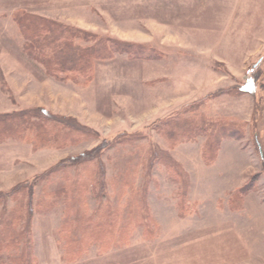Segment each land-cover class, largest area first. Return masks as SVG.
<instances>
[{
    "label": "rangeland",
    "instance_id": "rangeland-1",
    "mask_svg": "<svg viewBox=\"0 0 264 264\" xmlns=\"http://www.w3.org/2000/svg\"><path fill=\"white\" fill-rule=\"evenodd\" d=\"M27 16L40 19L17 21ZM38 22L157 58L118 52L88 82L57 80L25 49ZM30 112L85 132L42 127L39 142L22 124L2 139L0 216L14 189L36 198L49 174V189L61 179L73 196L76 160L103 184L79 213L72 200L24 201L37 264H264V0H0V118ZM69 221L83 237L72 259L59 233Z\"/></svg>",
    "mask_w": 264,
    "mask_h": 264
},
{
    "label": "trees",
    "instance_id": "trees-1",
    "mask_svg": "<svg viewBox=\"0 0 264 264\" xmlns=\"http://www.w3.org/2000/svg\"><path fill=\"white\" fill-rule=\"evenodd\" d=\"M31 18L32 17L27 16V18L25 17L23 20L17 19V21L19 20L18 22H20L22 25L25 24L26 26V24L30 23L37 24L36 20L40 19ZM39 24L42 26V33L33 34V36L29 40H27L25 49H27V52L31 56L35 57L37 60H41L40 62L44 64L48 75L57 80H61L64 82L72 81L74 83H77L78 80L76 79L80 78L82 82H88L92 78L95 62L103 58L112 57V55L118 52H124L127 55L133 56L135 58H157L155 57L156 51L153 48L145 45H130L121 48L119 43H115V41L113 40H108L112 42L111 45H106L105 43H103L106 40H99L97 41V44H99V48L95 46H93L94 48L92 46H81L80 44L75 42V39L84 40L85 36H78L76 32H73L72 30H69L66 27H62L61 25L55 23L43 24L38 22V25ZM38 56H40L41 58H39ZM31 119H34L35 122L30 121ZM185 119H187V117H185ZM22 124L25 125V129L22 127ZM0 127H4L3 132H0V141L2 139L13 138L11 136L18 134V130L20 127H22V130L29 131L24 133L25 136L26 134L29 136V133H31V131L36 132V134L33 135V138L38 140L39 142H42V139L38 130L42 127H47V129L57 132L55 134H58L59 131H62L63 134L85 132L82 129H76L68 121L59 120L58 118H54L49 115L46 116L35 114L34 112L9 114L1 117ZM218 132L219 133H216V135L214 136V141L216 143L220 142L218 141V137L221 138L225 135L223 129ZM21 137L23 136L21 135ZM52 139V141L50 139H48V141H44L47 143L53 142V145L57 146L54 140L55 137ZM68 141H76V138ZM218 143L217 145H215L214 149H208L209 154H211L212 156L217 152ZM81 163L82 162L76 160L75 163H71L72 165L70 164L71 166L69 165V167L74 172V177H77L75 181L76 188L73 189L74 195L71 197H69L70 195L68 194L66 195V187H68L69 184L65 183L64 185L61 179L57 180L58 186L55 189L48 188L50 187L49 184L52 183V180H49L48 178L51 174L43 177L46 179L40 177L39 181L42 180V193L36 198L34 197L35 193L33 192V189H31L30 185H22L16 190L14 189V191L8 195V199L12 201L17 200V206L13 209L11 207L8 210H5V213L0 216V263H3L6 260H10L14 264H37V261L35 260L32 253V236H28L30 231L28 229L27 223H22V221H26L24 220L25 214L23 213L25 208L24 201H26L27 206H30L29 209H31L32 207H34L31 206V204L33 203V200L36 199L37 201H41L40 205H43L39 207H43L42 210H47L52 205H55L57 201H59L55 198H60L64 202L67 200H72V205L68 206L66 208V211L68 212L69 210L74 212L76 210L79 213L86 208L83 207L87 203H83L87 199L88 193H90L91 195L95 193V197L99 194L100 191L98 187L103 186L102 182L97 181L96 175H93L91 171H89L87 174H85V176L81 178L78 169ZM91 191H94V193ZM1 199L4 200L2 196ZM73 200L76 201V206L73 203ZM37 211L40 210H38L37 208ZM89 215H91L88 218L89 221H95L103 217L100 208H96L95 210L90 212ZM112 216L117 218V212L113 211ZM20 223H22L24 226L21 225V227L19 225ZM94 228L95 231H100V227L94 226ZM80 231L81 230L75 228L71 224V222L65 223V225H63L59 230L60 240L63 242L61 244L62 246L64 245V250H70L69 254H67V252L65 251L67 255L65 257L67 259H72L73 256L78 253L77 251L81 248L80 245L81 243H83V237L81 236ZM85 231L88 234L90 233V230L88 228ZM109 232L112 231H107L108 234H110Z\"/></svg>",
    "mask_w": 264,
    "mask_h": 264
}]
</instances>
